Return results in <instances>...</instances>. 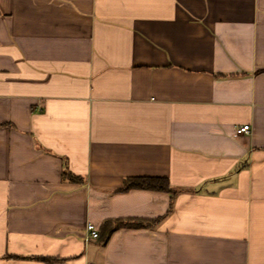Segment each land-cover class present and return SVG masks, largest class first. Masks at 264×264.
I'll use <instances>...</instances> for the list:
<instances>
[{"label":"crops","instance_id":"obj_1","mask_svg":"<svg viewBox=\"0 0 264 264\" xmlns=\"http://www.w3.org/2000/svg\"><path fill=\"white\" fill-rule=\"evenodd\" d=\"M0 264H264V0H0Z\"/></svg>","mask_w":264,"mask_h":264},{"label":"trees","instance_id":"obj_2","mask_svg":"<svg viewBox=\"0 0 264 264\" xmlns=\"http://www.w3.org/2000/svg\"><path fill=\"white\" fill-rule=\"evenodd\" d=\"M64 177L74 183H82L84 179L82 177L73 175L71 173H64ZM140 189V190H151L159 192H172V188L167 178L159 177H136L128 178L124 182V186L119 190L121 192H128L131 190ZM163 217L157 218L155 220H147L140 218H130V219H117L112 221H107L103 224L104 229H106L105 236L101 239L100 233L97 240L102 241L103 243L107 242L110 235L119 228H131V229H140L148 228L156 223L160 222ZM46 262L54 263L56 262L53 259H44Z\"/></svg>","mask_w":264,"mask_h":264},{"label":"built area","instance_id":"obj_3","mask_svg":"<svg viewBox=\"0 0 264 264\" xmlns=\"http://www.w3.org/2000/svg\"><path fill=\"white\" fill-rule=\"evenodd\" d=\"M249 133H250V125H243L235 130V136L249 134ZM98 236H99V232L97 228L93 224H88L86 226L85 242L89 243L91 240H96Z\"/></svg>","mask_w":264,"mask_h":264}]
</instances>
